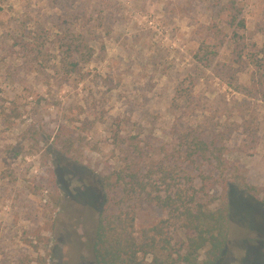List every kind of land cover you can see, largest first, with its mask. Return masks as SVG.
Returning <instances> with one entry per match:
<instances>
[{
  "label": "rangeland",
  "instance_id": "obj_1",
  "mask_svg": "<svg viewBox=\"0 0 264 264\" xmlns=\"http://www.w3.org/2000/svg\"><path fill=\"white\" fill-rule=\"evenodd\" d=\"M231 3L0 0V264H96L99 216L123 195L108 182L168 162L212 209L229 194L218 264H264V0H235L244 28ZM197 136L215 155L182 163ZM132 202L138 231L167 216Z\"/></svg>",
  "mask_w": 264,
  "mask_h": 264
},
{
  "label": "trees",
  "instance_id": "obj_2",
  "mask_svg": "<svg viewBox=\"0 0 264 264\" xmlns=\"http://www.w3.org/2000/svg\"><path fill=\"white\" fill-rule=\"evenodd\" d=\"M232 6L236 7L235 0L225 14L231 24L237 22L244 28L245 22L232 15ZM78 48L81 56L87 54L88 48L83 44ZM182 139L188 141L189 137ZM188 145L190 150L181 156L182 163L187 160L195 163V155L202 159H209V152L215 155L208 141L201 137H194ZM134 149L140 150V146L134 144ZM158 166L155 172L150 171L148 180L139 178L138 170L127 173L119 170L116 181L108 182L111 192L122 187L123 195L116 198L109 194L99 216L93 240L96 264H218L222 259L229 239L228 192L220 196L219 205L212 209L210 201L204 200L205 194L201 195L204 186L177 184L176 177L183 170L181 165L168 162ZM157 172L161 175L153 180ZM243 184L247 192L255 193V186ZM139 199L163 208L167 216L138 231L137 204L132 201ZM174 228L183 234L177 246L173 242ZM204 249L205 257L201 259L200 252Z\"/></svg>",
  "mask_w": 264,
  "mask_h": 264
}]
</instances>
